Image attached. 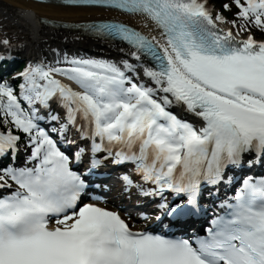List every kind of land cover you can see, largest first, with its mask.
Returning a JSON list of instances; mask_svg holds the SVG:
<instances>
[{"label": "snow or ice", "instance_id": "6c2138e0", "mask_svg": "<svg viewBox=\"0 0 264 264\" xmlns=\"http://www.w3.org/2000/svg\"><path fill=\"white\" fill-rule=\"evenodd\" d=\"M47 4L114 14L74 27L115 56L57 52L30 64L18 91L0 78V264H264V178H245L209 226L179 237L133 231L118 213L83 203L97 169L131 168L124 184L156 198L176 227L207 215L203 186L264 165V41L237 39L264 36V0L224 4L235 8L227 32L208 0ZM119 16L142 17L159 38Z\"/></svg>", "mask_w": 264, "mask_h": 264}, {"label": "bare ground", "instance_id": "6f19581e", "mask_svg": "<svg viewBox=\"0 0 264 264\" xmlns=\"http://www.w3.org/2000/svg\"><path fill=\"white\" fill-rule=\"evenodd\" d=\"M217 14L220 13L217 12ZM112 15L114 14L107 12H82L61 9L48 5L35 4L27 0H0V31L4 33V35L0 34V39H4L7 36L14 43L12 50L0 46V53L3 51V55L8 56L7 58L25 53L34 61L46 60V55L54 59L57 52L63 53L66 51L77 53L81 56L92 55L111 59L115 56V52L111 46L107 44H98L94 39L81 36L80 33L74 29H67L62 27V25L65 23H76ZM117 19L131 24L151 36L159 38L158 30H155L150 24L148 27H145V24H148V22L142 17L119 16ZM42 20L44 23H42ZM50 21L53 23H47ZM57 23L61 24V26H57ZM226 27L227 30L231 28L229 25H226ZM246 36L247 35L243 37L246 38ZM255 38L257 39V36H255ZM12 52L14 53L11 54ZM57 78L62 79L64 83L67 82L63 80V78ZM80 143L81 141L79 139L75 144ZM75 144L73 147H75ZM254 169L253 167H245L244 176H250L254 172ZM117 175L120 178L122 177L119 173ZM99 180L97 181L101 184ZM109 186H113L115 190L113 194L110 192L113 199H115L117 204L119 203L126 209L145 208V204L148 200L151 202V207L154 208L157 205L153 202L156 198L149 197V199H147L137 190L127 193V190H123L121 184L117 183V181H110L104 184L102 188L106 191L109 189ZM238 186L239 183L232 184V188ZM229 188L230 185H225L224 190L226 195L229 193L227 192ZM201 204L204 205L206 203L202 202Z\"/></svg>", "mask_w": 264, "mask_h": 264}, {"label": "rangeland", "instance_id": "374dc122", "mask_svg": "<svg viewBox=\"0 0 264 264\" xmlns=\"http://www.w3.org/2000/svg\"><path fill=\"white\" fill-rule=\"evenodd\" d=\"M231 2H229V3H223V4H221V5H219V4H217V3H215V7H216V10L217 11H220V13L222 14V15H224L225 16V18L227 19V21H229V23L234 19V12H235V8H231V10L229 11V10H225L224 8H223V5L224 4H230ZM231 24V23H230ZM0 34L1 35H4V33H2L1 31H0ZM249 34H254V35H256V36H258L260 39H264V36H262L261 35V33L258 31V30H255L254 32H252V33H247L246 35H249ZM6 38H9V37H7L6 36ZM10 39V38H9ZM10 42H11V46H13L14 45V43H13V41H11L10 40ZM14 53V52H13ZM74 55H75V53H73ZM76 56V55H75ZM77 56H81V55H77ZM90 57H95V56H92V55H89ZM46 58H47V56H46ZM96 58H102V57H96Z\"/></svg>", "mask_w": 264, "mask_h": 264}, {"label": "trees", "instance_id": "16d2710c", "mask_svg": "<svg viewBox=\"0 0 264 264\" xmlns=\"http://www.w3.org/2000/svg\"><path fill=\"white\" fill-rule=\"evenodd\" d=\"M213 1H214L215 3L221 5V4L225 3V2H228L229 0H213Z\"/></svg>", "mask_w": 264, "mask_h": 264}]
</instances>
